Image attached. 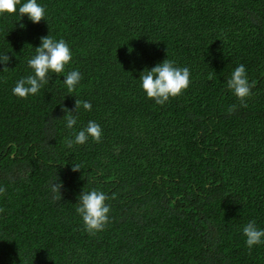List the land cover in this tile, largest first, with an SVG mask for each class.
Instances as JSON below:
<instances>
[{
	"label": "trees",
	"instance_id": "trees-1",
	"mask_svg": "<svg viewBox=\"0 0 264 264\" xmlns=\"http://www.w3.org/2000/svg\"><path fill=\"white\" fill-rule=\"evenodd\" d=\"M37 2L38 24L20 5L0 14V56L11 57L0 63V264H264V243L249 250L243 234L253 220L264 229V0ZM49 35L72 60L15 96ZM166 59L190 85L159 105L140 76ZM240 64L255 82L246 107L227 87ZM73 70L82 79L69 93ZM77 99L91 110L75 114ZM89 121L101 141L68 147ZM93 189L110 206L95 235L76 211Z\"/></svg>",
	"mask_w": 264,
	"mask_h": 264
},
{
	"label": "clouds",
	"instance_id": "clouds-1",
	"mask_svg": "<svg viewBox=\"0 0 264 264\" xmlns=\"http://www.w3.org/2000/svg\"><path fill=\"white\" fill-rule=\"evenodd\" d=\"M17 5H20L18 11L22 17L27 15L32 22L37 24L45 19V9L38 4L37 0H27L23 4H21V0H0V14H15ZM41 41V46L35 48V56L27 62L34 74L21 78L13 88V94L19 98L26 99L29 95H36L48 83L49 72L57 75L64 73L66 65L72 60L71 49L63 39L57 41L49 35L41 37ZM10 59L8 54L0 56V63L5 65L3 71L8 69L7 64ZM190 75V70L187 67H177L173 61L166 59L150 70L145 69L141 73L140 81L147 97L159 105H164L170 98L181 95L189 87ZM81 79L82 74L78 70L70 71L64 76V83L69 93L75 91ZM227 87L239 99L241 106L246 107V98L251 96L255 82H249L246 68L240 64L232 71L227 80ZM81 107L90 111L92 105L90 102L77 99L75 114ZM235 110L236 105H231L227 111L232 114ZM65 112L67 113L64 117L67 127L71 129L77 123V115L73 114V110L65 109ZM102 134L101 126L95 121H89L84 129L75 134L74 140L67 141V146L82 145L88 141L89 137L98 143L102 139ZM72 170L80 171V165H73ZM58 180L50 184L54 200H59L62 197L63 184ZM5 192L6 189L0 187V194ZM108 199L109 197L103 191L95 189L84 190L79 196V206L76 211L82 216L85 228L90 234L95 235L97 232L103 231L108 224L110 213V206L106 204ZM243 234L246 237V245L249 250L255 245L264 243V239H262L264 238V229H258L254 220L244 226Z\"/></svg>",
	"mask_w": 264,
	"mask_h": 264
}]
</instances>
